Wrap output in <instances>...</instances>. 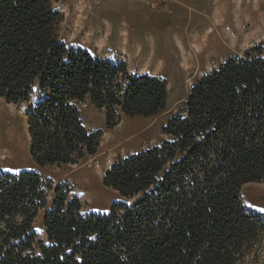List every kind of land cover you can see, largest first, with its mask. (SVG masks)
Wrapping results in <instances>:
<instances>
[{
  "label": "trees",
  "instance_id": "obj_1",
  "mask_svg": "<svg viewBox=\"0 0 264 264\" xmlns=\"http://www.w3.org/2000/svg\"><path fill=\"white\" fill-rule=\"evenodd\" d=\"M57 1L0 0V98L37 97L26 121L39 168L97 152L103 130L86 128L84 105L104 109L111 129L168 99L162 77L63 42ZM163 132L104 172L124 200L103 213L35 169L0 170V264H264V213L241 198L243 185L264 184V41L198 78ZM39 210L45 239L33 229Z\"/></svg>",
  "mask_w": 264,
  "mask_h": 264
},
{
  "label": "rangeland",
  "instance_id": "obj_2",
  "mask_svg": "<svg viewBox=\"0 0 264 264\" xmlns=\"http://www.w3.org/2000/svg\"><path fill=\"white\" fill-rule=\"evenodd\" d=\"M56 7L63 14L60 37L68 46L123 61L129 72L160 76L167 83L162 112L149 117L121 114L111 129L106 128L104 109L84 105L86 128L103 130L97 152L79 164L44 168L28 152L26 112L37 97L19 104L0 98V170L35 169L52 186L68 189L83 211L103 213L124 200L102 183L110 165L165 140L163 128L181 112L192 84L227 58L264 41V0H58ZM241 198L246 208L264 213V184L243 185ZM42 218L39 210L33 222L39 239L46 237Z\"/></svg>",
  "mask_w": 264,
  "mask_h": 264
},
{
  "label": "bare ground",
  "instance_id": "obj_3",
  "mask_svg": "<svg viewBox=\"0 0 264 264\" xmlns=\"http://www.w3.org/2000/svg\"><path fill=\"white\" fill-rule=\"evenodd\" d=\"M221 20V19H220ZM186 27V26H185ZM210 30V29H209ZM197 38V37H196ZM203 41V40H202ZM199 44H201V43H199ZM200 48V47H199ZM200 49H202V48H200ZM200 51V50H199ZM149 60V59H148ZM158 66V65H157Z\"/></svg>",
  "mask_w": 264,
  "mask_h": 264
}]
</instances>
